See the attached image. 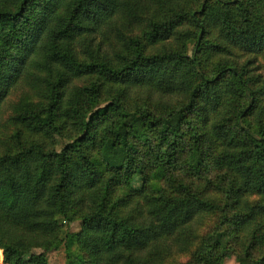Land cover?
I'll return each instance as SVG.
<instances>
[{
    "label": "trees",
    "instance_id": "obj_1",
    "mask_svg": "<svg viewBox=\"0 0 264 264\" xmlns=\"http://www.w3.org/2000/svg\"><path fill=\"white\" fill-rule=\"evenodd\" d=\"M1 113L0 264H264V0H0Z\"/></svg>",
    "mask_w": 264,
    "mask_h": 264
},
{
    "label": "rangeland",
    "instance_id": "obj_2",
    "mask_svg": "<svg viewBox=\"0 0 264 264\" xmlns=\"http://www.w3.org/2000/svg\"><path fill=\"white\" fill-rule=\"evenodd\" d=\"M14 131V126L11 119L5 114H0V138H9ZM3 132V133H1ZM67 219H62L60 221V226L57 229V233L60 236L67 230ZM77 224H71L69 229L77 228ZM40 251L39 248L32 247L29 249L30 253ZM2 251L0 250V254ZM46 264H71L70 261L67 260V254L65 252L64 246L59 243V238L55 243L49 246V252L47 253ZM224 264H238V262L234 259V257L227 258L224 261Z\"/></svg>",
    "mask_w": 264,
    "mask_h": 264
}]
</instances>
